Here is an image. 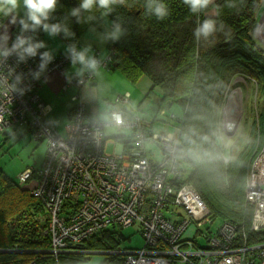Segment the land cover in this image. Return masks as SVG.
<instances>
[{
	"label": "built area",
	"instance_id": "built-area-1",
	"mask_svg": "<svg viewBox=\"0 0 264 264\" xmlns=\"http://www.w3.org/2000/svg\"><path fill=\"white\" fill-rule=\"evenodd\" d=\"M18 33L19 29L13 33L9 47ZM43 52L38 49L35 57L19 63L15 57L9 58L8 65L15 72L8 83L20 75L17 87L23 89V95L10 92L5 96L0 85V130L14 124L31 125L32 139L45 143L40 168L27 170L18 179L25 186L34 178L28 190L42 202L46 213L49 255L55 259L65 252L84 255L90 252L85 244L93 237L113 227L137 224L144 245L130 254L114 251L123 257L120 264H264V148L251 163L245 184V202L252 209L248 238L254 237V241L245 237L235 244V228L226 223L217 236L208 238L211 251L195 250L192 235L210 223L209 213L180 172L177 134L154 135L151 124L142 123L122 108L129 101L127 94L115 99L121 108L110 112L107 123L89 117L79 89L94 80L98 68H107L108 55L98 59L95 71L83 69L81 80L74 84L77 94L71 98L74 106L62 136L44 120L45 106L37 90L45 73L57 65L72 64V56L64 53L51 58L41 70ZM0 74L7 76L6 66H0ZM160 113L165 117L164 111ZM169 118L174 120L175 116L170 114ZM105 127L133 133L134 146L128 153L105 152ZM149 144L159 148L158 162L151 160Z\"/></svg>",
	"mask_w": 264,
	"mask_h": 264
},
{
	"label": "trees",
	"instance_id": "trees-1",
	"mask_svg": "<svg viewBox=\"0 0 264 264\" xmlns=\"http://www.w3.org/2000/svg\"><path fill=\"white\" fill-rule=\"evenodd\" d=\"M164 2L170 11L164 20L147 14L144 0H127L126 5L116 6L115 11L105 18L111 22L119 17L127 29V35L118 42H107L110 56L107 68L119 71L132 83L139 76H146L152 90L158 89L162 95L164 104H160L159 108L169 101L179 109L180 113L177 116L174 114L173 122L166 120L177 129L176 157L182 168L188 167L190 173L185 177H189H186L187 181L205 203L210 220L192 235L191 247L211 251L208 238L212 234L217 236L219 228L226 223L235 228V244L238 245L245 237L253 242L254 237L248 238L252 209L245 202V184L248 161L256 146V129L258 140L261 138L264 141V49L258 47L252 37L259 15L257 9L258 6L260 10L263 8L264 0H245L238 8L227 7L228 0H214L213 5L199 14L191 13L183 0ZM79 3L80 0H59L54 19L50 22L63 20ZM217 10L219 16L215 14ZM96 15L99 17L100 13ZM206 18L223 23V30L217 31L207 41H198L193 35L194 30ZM93 24L97 22L78 24L75 18L68 17V25L75 35L65 37L61 33L58 36L68 49L72 44L78 45L83 32ZM17 29L18 25L13 33ZM43 35L42 30L38 31L36 41H42ZM78 66L82 72L83 66ZM237 77L241 78V82L236 81ZM254 82L256 110L254 113L251 110V122L244 123L250 142L245 143L242 151L225 163V149L217 141V115L228 94ZM192 131L196 134L192 135ZM123 143L126 141L123 140ZM205 151L211 155L204 156ZM196 154L200 155L199 159ZM28 191L0 168V249L14 250L13 253L11 250L0 253V264L88 263L81 254L65 252L57 259L49 256L48 239L43 235L46 213L40 202L29 197ZM214 219L218 224L211 231ZM122 230L119 227L107 229L89 240L85 248L116 251L118 245L128 242L120 233ZM201 237L206 239L203 245L199 241ZM20 251L31 253H14ZM122 258L119 255H103L91 261L92 264H120Z\"/></svg>",
	"mask_w": 264,
	"mask_h": 264
},
{
	"label": "rangeland",
	"instance_id": "rangeland-1",
	"mask_svg": "<svg viewBox=\"0 0 264 264\" xmlns=\"http://www.w3.org/2000/svg\"><path fill=\"white\" fill-rule=\"evenodd\" d=\"M262 7L263 8L261 10L264 11V2L262 3ZM1 21L3 24H7L10 27L11 24H8L7 18L3 17L2 15L0 16V23ZM103 23L110 24V22L107 19H104ZM256 25H264V16L258 15ZM91 28H95L96 32L95 33L92 32L90 30ZM103 30L104 29L99 22H97V24H93L89 26L88 29L83 33L82 42L80 46L76 45V48H78L77 51H82L83 48L90 46L91 47L90 55L92 57L97 54V57L99 58V60L106 59L108 57L106 42H102L98 37V33L102 32ZM252 37L256 39L255 43L258 45V47H261L262 49H264V28H261L259 32H256L253 30ZM58 41L61 42V38L58 35L55 37H50L46 33H44L43 38H42L43 44L46 47L52 48L55 52L58 51V48H56V44L58 43ZM67 53H70V52H67ZM65 67L63 65H57L55 68L49 70L45 74H48L52 71L63 72ZM68 68L69 69L71 68L74 71L71 75H74L75 73H77L76 75L81 74L82 76L81 69L78 68L76 63L70 64ZM118 73L119 72H116V75H121ZM121 77L122 76L120 77L117 76L118 85H116V83L113 82L112 80H105L104 81L105 88L107 85H110L113 89L118 90L119 85L123 86L122 82H120L119 80ZM125 79L126 78L124 77V80ZM236 81L241 82V78L237 77ZM254 84L255 82L253 84H245L243 88H236L232 91L231 94H228L224 105L220 109L219 116L217 115V134H218L217 141L221 145H223L225 149V153H224L225 163L229 162L231 158L235 157V155L238 152H241L245 143L250 142V134H248V129L244 127V123L251 122L252 120L251 110L253 111V113L256 110L255 105L257 104V97H256V87L254 86ZM128 85L130 86V84ZM132 86H135L136 90L130 96V105L126 107L127 110L130 111V114L135 117L137 116L139 120L144 124L149 125L153 123V130L155 132L161 131L164 128L168 129L169 131H172L171 123L167 122L166 119L162 118L160 111L149 106L150 103L148 102L147 96H145L146 90L149 88L148 78L146 76H141L137 82H134ZM91 87L94 90V93H93V97H94L95 91H96L95 86L93 85ZM144 87H145V91H142V88ZM156 91L160 93L158 89H156ZM108 93H109L108 94L109 100L112 98L113 99L112 101H114V98L116 97V93L112 91H108ZM83 94L84 92H82V95H80L81 101L85 102ZM119 94L121 96L123 92L121 93L119 92ZM144 100H147V101L145 102ZM98 101H101V100L98 99ZM111 104H113V102H111ZM112 108H114V105L112 106ZM109 111L110 109L103 111V113L99 117L103 119H107V113ZM165 112H166V115L169 114V116H170V112L174 113L175 115L180 113L179 109L176 106H173L172 109H170V112L165 109ZM225 112H226V117H225ZM61 120L62 119H59V121ZM57 124L58 125L56 126V130L58 132H62L63 127L62 125H60L61 123L57 122ZM258 134H259L258 129H256V136H255L257 137V139H255L256 146L253 152L251 153L250 159L248 161L247 172L250 169L251 162L259 154V152L263 149V146H264V141H261V138L258 140V137H259ZM119 135H124V137L126 138V142H128L127 143L128 146L130 147L134 146L132 132L124 131V130L119 131L115 127H109L106 131V136H107L106 138H114ZM31 136H32L31 125L24 126V125L14 124L11 126H6L0 130V168L4 172L5 175H7L12 181L18 184H19V179H18L19 174L24 173L27 170H31V171L38 170V168L43 163L44 155L46 152L45 143L40 142V141H34ZM147 146L148 145H146V147ZM153 147L157 151H159L158 147L156 146H153ZM112 149H113L112 145L111 146L109 145L107 147V151H110ZM180 172L184 173L185 175L186 174L188 175L190 173L188 167L182 168ZM32 182H34L33 177H31V180L30 179L28 180V183L25 186L21 184L19 185L22 188H26L28 190ZM28 192H29L28 193L29 195L30 191ZM29 197H31L32 199H35L34 197L31 196V194L29 195ZM35 200L38 203L39 202L42 203L38 199H35ZM215 221L216 219L213 220V225L210 227L211 231H214L216 225L218 224V222H215ZM120 233L126 239H128V242H126L125 245H118L117 246L119 248L118 250H121V251H124L130 254L134 250L139 249L144 245L142 234L137 224L130 226V227L123 228V230L120 231ZM43 235L44 237L48 239V242H49L48 235L46 234L45 231H43ZM199 241L202 245L206 243L205 237L199 238ZM91 249L92 248H87L86 250L90 252L83 255L84 260L88 261V263L86 264H92L91 259L93 258L95 259L96 257H99V256L118 255V254L113 253L115 250L103 252V251H95ZM0 250H3V249H0ZM8 250H11V249H8ZM11 251L13 253L14 250H11ZM14 253H31V252L20 251V252H14ZM32 254L35 255L34 253ZM49 256L53 257L51 255Z\"/></svg>",
	"mask_w": 264,
	"mask_h": 264
},
{
	"label": "clouds",
	"instance_id": "clouds-1",
	"mask_svg": "<svg viewBox=\"0 0 264 264\" xmlns=\"http://www.w3.org/2000/svg\"><path fill=\"white\" fill-rule=\"evenodd\" d=\"M244 2L245 0H228L227 7L238 8ZM58 3L59 0H0V15L7 18L8 24L19 26V33L15 36L11 47H9L8 25L0 23V30L3 33L0 34V66L7 67V76L0 74V85L4 86L3 95L7 96L10 92L23 95V89L17 87L21 81L20 75H15L12 82L8 83V78L12 77L15 72V68L8 65V60L15 57L17 63H19L25 61L28 57H35L37 50L45 46L43 42H34L35 34L40 30L50 37H55L61 33L65 37H72L75 34L70 30L68 17H73L78 24L99 22L104 29L98 33V37L102 42L115 43L127 35V29L119 17L111 21L110 24L103 23L104 19L115 11L116 6L126 5L127 0H80L78 7L72 8L63 20L50 22L54 19L53 14L57 10ZM183 3L188 6L191 13L199 14L205 12L210 5H213L214 0H183ZM144 7L146 13L155 16L157 20H164L170 15L169 7L164 0H144ZM257 10L259 15L264 16V11L260 10L259 6ZM97 12L100 13L99 17L96 15ZM215 14L219 16V11L217 10ZM223 27V23L218 24L216 19L206 18L202 23H198L193 35L198 41L201 39L207 41L217 31L223 30ZM261 28H264V25H256L254 31L259 32ZM90 30L96 32L95 28ZM67 50L71 53L73 64L79 62L84 69L92 71L97 69L99 61L90 55V46L83 48L82 51H77L75 44H72ZM40 59L42 61L40 68L43 70L51 57L45 51ZM34 76L38 77L39 73L34 74ZM165 109L170 110L167 108V104L163 108H159L158 111H164L166 120L173 122L175 119L170 120ZM170 114L174 115V113ZM174 132L177 133L176 128H174ZM191 134L195 135L196 133L192 131ZM203 139L207 140V137ZM190 143L195 144V141L190 140ZM203 155L210 156L211 154L205 151ZM196 156L197 159L200 158L199 154H196Z\"/></svg>",
	"mask_w": 264,
	"mask_h": 264
},
{
	"label": "crops",
	"instance_id": "crops-1",
	"mask_svg": "<svg viewBox=\"0 0 264 264\" xmlns=\"http://www.w3.org/2000/svg\"><path fill=\"white\" fill-rule=\"evenodd\" d=\"M1 23H2V21H1ZM15 28H16V25H10V27L8 26V32H9L10 39L13 35V30ZM0 34H3L2 30H0ZM82 37H83V34L80 38L78 46H80V44L82 42ZM10 39H9V41H10ZM40 42H42V41H40ZM106 45H107V42H106ZM56 48H58V51H56V52L52 48H49L46 46H44L42 49L44 52L47 51L51 58H55L56 56L59 57L61 54H64L65 51L67 50V46L64 43V41H62V40H61V42L58 41V43L56 44ZM93 58L97 59V60L99 59L98 57L95 58V55L93 56ZM76 65L78 66L80 64L77 62ZM68 66L69 65H67L64 68L63 72L52 71L48 74H45L43 77H41V79L39 81V88L37 90L40 101H41L42 105L45 106L44 115H43L44 120L46 122L52 124L55 127V129H56V126L58 125L57 122H60L61 123L60 125H62V127H63V131L62 132H58L57 130L56 131L59 134H62V136H64L66 134V126L69 123L72 108L74 106V103L72 102L71 98H72V96L77 94V88L75 87L74 84H76L77 81L81 80V78H80L81 74L76 75L77 73H75L74 75H71L74 71L71 68L69 69ZM78 68H80V67L78 66ZM116 72H119V71L109 70L108 68H105V69L98 68L94 72L93 82L89 81V82H86L85 84L83 83L82 87L79 89L80 95H82V92H84L83 97H84L85 102H83V103L87 105L88 114H89V117L91 119H96V120H100L104 123H107L110 112L112 110H117V109L121 108L120 106L115 104V99L118 96H120L119 92L120 93L123 92V94H121V95L127 94L129 96L128 103L124 104L122 108L125 111L130 112L129 110H127L126 107L128 105H130V96L136 90L135 86H132L134 83H132V81H130L128 79H127L128 81L125 79L127 81V83L130 84V86H129L126 83V81L124 80V76L122 75V73L119 72L118 74H121V75H116ZM117 76L123 77V79H122V77L119 79L120 82H122L123 86L119 85L118 90L113 89L110 85H107L105 88V86H104L105 80H112L113 82L116 83V85H118ZM140 77L141 76H139L135 80V82H137ZM126 84H127V86H126ZM93 85L95 86V90H96L94 97H93L94 90L91 87ZM139 89H141V88H139ZM108 91H112V92L116 93V97L114 98V101H112L113 100L112 98L109 100ZM142 91H145V87L142 88ZM145 96H147L148 102L150 103L149 106L154 108V109L158 110L160 107V104H164V103H162V97H161L162 95L158 91H156V89L152 90V85H151L150 80H149V88L146 90ZM98 99H100L101 101H98ZM80 100H81V96H80ZM144 101L146 102L147 100H144ZM111 102H113V104H111ZM165 103H167V101ZM113 105H114V108H112ZM173 106H175V105L172 104L169 109H172ZM108 109H110V111L107 113V119L100 118L99 116L103 113V111H106ZM59 119H62V120L59 121ZM170 123H171L172 131H169L168 129L164 128L161 131L155 132L153 130V123L151 124V131L154 132V135L155 134L162 135V134H166V133L167 134H176L174 132V127L172 125V122H170ZM108 128L109 127H105L104 132H103V135H104L103 146H104L105 152L111 153V154H118V153L126 154V153H128L130 146H128V144H127L128 142H126L125 144L123 143V140L126 141V138L124 137V135H119V136L114 137V138H106L107 137L106 131ZM109 145L110 146L112 145L113 149L110 151H107V147ZM147 150H148V154L150 155L152 161L158 162L160 160L161 153H160V151H157L153 147L152 144H149L147 146ZM44 159H45V155H44ZM44 159H43V161H44Z\"/></svg>",
	"mask_w": 264,
	"mask_h": 264
},
{
	"label": "water",
	"instance_id": "water-1",
	"mask_svg": "<svg viewBox=\"0 0 264 264\" xmlns=\"http://www.w3.org/2000/svg\"><path fill=\"white\" fill-rule=\"evenodd\" d=\"M167 108L169 109L170 108V106H171V102H169V101H167ZM8 252H10V250H0V253H8ZM12 252V251H11Z\"/></svg>",
	"mask_w": 264,
	"mask_h": 264
},
{
	"label": "bare ground",
	"instance_id": "bare-ground-1",
	"mask_svg": "<svg viewBox=\"0 0 264 264\" xmlns=\"http://www.w3.org/2000/svg\"><path fill=\"white\" fill-rule=\"evenodd\" d=\"M231 111V110H230ZM231 113V112H230ZM225 117H226V112H225Z\"/></svg>",
	"mask_w": 264,
	"mask_h": 264
}]
</instances>
